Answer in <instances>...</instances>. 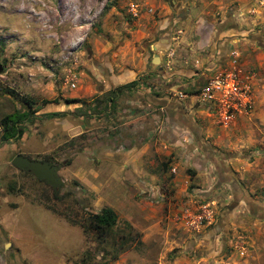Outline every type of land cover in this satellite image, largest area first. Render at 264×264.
Masks as SVG:
<instances>
[{"label":"rangeland","instance_id":"rangeland-1","mask_svg":"<svg viewBox=\"0 0 264 264\" xmlns=\"http://www.w3.org/2000/svg\"><path fill=\"white\" fill-rule=\"evenodd\" d=\"M152 1L147 10L140 0H0V116L25 108L6 87L35 101L21 137L0 142V264H71L85 251L94 264L112 252L106 264H264V79L252 88L243 68L250 110L225 128L212 122L233 133L226 145L199 144L207 159L194 150L209 169L201 188L187 149L159 137L162 113L135 88L152 81L131 77L136 19L146 9L156 26L170 0ZM112 70L128 80L99 92ZM15 153L60 164L58 193L12 166ZM104 206L116 213L114 234L83 233L78 220ZM202 207L210 216L196 221ZM121 234L131 242L120 245Z\"/></svg>","mask_w":264,"mask_h":264},{"label":"crops","instance_id":"crops-1","mask_svg":"<svg viewBox=\"0 0 264 264\" xmlns=\"http://www.w3.org/2000/svg\"><path fill=\"white\" fill-rule=\"evenodd\" d=\"M260 3L261 0H170L168 8L161 4V19L155 26L151 13L147 11L154 6L153 1L140 0L147 10H143L135 21L133 41L139 42L141 49L135 52L131 77L144 75V83L152 81L146 85L138 82L135 88L145 94L152 110L162 113L163 126L159 129V137L187 149L186 161L192 165L193 178L197 182L202 181L201 188L206 186L203 181H208L206 174L209 169L202 159L194 161V150H199L205 160L211 156L207 153L211 151H205L199 144L209 141L226 145L224 143L233 132L212 123L210 113L196 104L195 92L206 77L227 65L228 52L232 49L239 51L243 68L255 74L252 88H259L260 81L264 79V4ZM227 4L231 6L225 7ZM103 49L107 51L109 46ZM167 50L173 51V57L165 59ZM153 54L157 55L158 62L152 61ZM102 73L109 79L104 83L98 82L99 92L128 80L124 79V73L116 75L113 70ZM181 91L184 96L178 95ZM243 116L236 117L234 123H239L238 119ZM190 139L198 145L196 148L188 147ZM204 147L207 148L206 145ZM130 154L138 159L137 167L141 165L143 169L142 162H139L142 150L133 147ZM223 164L215 166L217 172L220 167L224 169ZM138 174H142L140 168L134 180L143 182L137 179ZM142 175L148 176L146 172Z\"/></svg>","mask_w":264,"mask_h":264},{"label":"built area","instance_id":"built-area-1","mask_svg":"<svg viewBox=\"0 0 264 264\" xmlns=\"http://www.w3.org/2000/svg\"><path fill=\"white\" fill-rule=\"evenodd\" d=\"M252 76L244 71L237 50L228 52V63L214 74L206 77L195 92L196 104L210 113L212 121L220 127H228L235 122L236 117L245 115L250 110L251 92L250 79ZM73 87L74 83L71 82ZM179 96H184L178 92ZM210 216L209 210L202 207L201 213L195 220Z\"/></svg>","mask_w":264,"mask_h":264},{"label":"trees","instance_id":"trees-1","mask_svg":"<svg viewBox=\"0 0 264 264\" xmlns=\"http://www.w3.org/2000/svg\"><path fill=\"white\" fill-rule=\"evenodd\" d=\"M3 93L10 96L13 100L21 103L25 108L24 111L12 110L10 112L4 113L0 116V142L7 141L9 139L18 140L22 135V130L19 127L20 121L26 116V114L33 112L31 105L35 103L33 99L25 95H18L13 89L6 87L3 89ZM65 102L78 101L76 98L72 99H64ZM41 105H46L49 103H58L57 98L52 99H40ZM56 198V196H53ZM66 218V217H65ZM117 216L116 213L108 206H104L100 208L97 212H87L86 215L82 217L81 220H78V224L81 227L83 233H91L94 234L96 238L101 240L104 237L113 235V228L116 224ZM125 225L128 229H131L130 225L125 222ZM118 239L120 240V245L122 242L130 241L129 234H121L118 235ZM117 241H115V245ZM102 256V255H101ZM116 257V252L110 253V257L108 259H104L103 261H98L96 264H106L108 261L112 260ZM71 264H94L92 263V257L88 252H82L80 259L72 262Z\"/></svg>","mask_w":264,"mask_h":264},{"label":"water","instance_id":"water-1","mask_svg":"<svg viewBox=\"0 0 264 264\" xmlns=\"http://www.w3.org/2000/svg\"><path fill=\"white\" fill-rule=\"evenodd\" d=\"M153 62H158L157 55L153 54ZM10 164L19 170L29 171L36 179L48 184L54 194H57L63 181L57 171L60 164L49 160L31 158L21 153H15L9 160Z\"/></svg>","mask_w":264,"mask_h":264}]
</instances>
